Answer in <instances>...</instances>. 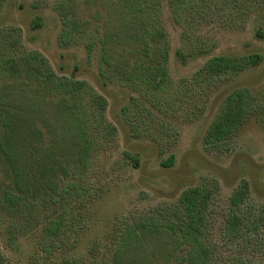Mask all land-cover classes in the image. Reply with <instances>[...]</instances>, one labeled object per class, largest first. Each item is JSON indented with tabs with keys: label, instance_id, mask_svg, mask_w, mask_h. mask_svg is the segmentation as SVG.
<instances>
[{
	"label": "rangeland",
	"instance_id": "374dc122",
	"mask_svg": "<svg viewBox=\"0 0 264 264\" xmlns=\"http://www.w3.org/2000/svg\"><path fill=\"white\" fill-rule=\"evenodd\" d=\"M57 1L1 0L0 30L7 29L8 37L18 39L25 49L45 55L57 74L85 80L107 99L106 121L115 130L101 138L91 169L80 180V187L97 190L96 211L87 221V235L101 240L96 260L116 264L111 258V232L120 222L134 223L158 214L185 189L206 182L216 190L207 227L213 264H264V58L242 72L214 79L203 71L207 60L216 55L264 56V0H208L199 11L182 14L170 0H161L159 22L167 35L169 61L168 84L159 91L101 75L100 38L108 25H117V19L110 17L109 3L80 0L77 13L88 25L73 44L65 46L59 41L63 22ZM38 17L41 26L34 27ZM121 53L116 52L115 58ZM243 87L251 92L253 112L223 146L207 145V133L228 94ZM125 152L137 156L138 165ZM171 155L174 164L164 165ZM244 182L249 185L248 197L235 208L243 223L238 234H228L231 197ZM67 196L74 205L81 201ZM55 208L60 211V205ZM0 214V222L6 224ZM78 216L82 222L87 220L84 210ZM17 219L14 225L28 231L29 221ZM5 236L0 227V258L6 264L35 263L33 246L8 249ZM150 242L148 264H161L167 259L161 245ZM186 250H181V256ZM75 256L83 259L79 264L94 260L83 247ZM172 261L188 264L182 257Z\"/></svg>",
	"mask_w": 264,
	"mask_h": 264
},
{
	"label": "trees",
	"instance_id": "16d2710c",
	"mask_svg": "<svg viewBox=\"0 0 264 264\" xmlns=\"http://www.w3.org/2000/svg\"><path fill=\"white\" fill-rule=\"evenodd\" d=\"M101 1L109 3L110 17L117 19L116 27L108 25L100 38L101 75L135 88L163 89L168 84L169 45L159 22L161 0ZM207 1L170 0L179 14L199 11ZM79 3H56L63 22L62 45L73 44L88 25L77 13ZM33 26H41V17ZM6 30H0V212L7 222H0V227L7 236L6 248L33 246L34 264H79L83 259H77L75 252L83 247L94 259L91 264H107L96 260L101 240L87 235V221L93 220L96 211L97 190L80 187L101 138L115 130L106 121L107 99L87 81L57 74L45 55L25 49ZM118 51L122 53L115 58ZM263 58L261 53L216 55L207 60L203 71L214 79L242 72ZM251 96L244 87L228 94L207 133V145L223 146L246 122L254 110ZM125 154L138 165L137 156ZM174 162L171 155L164 165ZM215 191L206 182L191 186L158 214L145 215L134 223L120 222L111 232V258L116 264H148V244L156 240L167 258L161 264H172L179 257L188 264H213L214 248L207 241V227ZM67 194L81 201L74 205ZM248 194L247 182L234 191L228 234L239 233L243 218L235 208ZM81 210L87 215L85 222L78 216ZM15 217L29 221L28 231L14 225ZM185 248L187 252L181 256ZM0 264L6 262L0 258Z\"/></svg>",
	"mask_w": 264,
	"mask_h": 264
}]
</instances>
